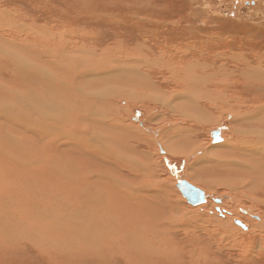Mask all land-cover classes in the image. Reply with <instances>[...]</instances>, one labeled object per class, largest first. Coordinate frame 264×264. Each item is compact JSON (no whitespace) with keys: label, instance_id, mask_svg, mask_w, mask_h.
I'll return each instance as SVG.
<instances>
[{"label":"rangeland","instance_id":"obj_1","mask_svg":"<svg viewBox=\"0 0 264 264\" xmlns=\"http://www.w3.org/2000/svg\"><path fill=\"white\" fill-rule=\"evenodd\" d=\"M0 36V264H264V167L247 149L262 131L250 125L264 117L254 113L264 114V99L223 94L241 80L242 64L264 57V0H0ZM191 61L197 73L185 69ZM216 90L223 106H198ZM92 120L100 145L82 137ZM54 129L79 137L47 142L42 135ZM110 149L116 159L105 156ZM181 180L206 202L190 205ZM86 189L102 203L80 199ZM106 208L114 226L103 235Z\"/></svg>","mask_w":264,"mask_h":264},{"label":"bare ground","instance_id":"obj_2","mask_svg":"<svg viewBox=\"0 0 264 264\" xmlns=\"http://www.w3.org/2000/svg\"><path fill=\"white\" fill-rule=\"evenodd\" d=\"M8 21H9V19H7ZM5 22V21H4ZM15 25V24H14ZM3 26V25H2ZM15 28H17V27H15ZM13 29V28H12ZM4 30V29H3ZM52 32V31H51ZM48 33V32H47ZM34 34V33H33ZM62 34V33H61ZM1 37V36H0ZM5 37V36H4ZM54 39H56V38H54ZM57 40V39H56ZM68 40V39H67ZM4 41V40H3ZM71 41V40H70ZM73 42V41H72ZM79 42V41H78ZM123 43V42H122ZM3 44V43H2ZM31 44V43H30ZM10 45V44H9ZM120 45V44H119ZM122 45V44H121ZM0 46H1V44H0ZM30 46V45H29ZM49 46V45H48ZM69 46V45H68ZM15 49V48H14ZM39 49V48H38ZM97 49V48H96ZM8 48H7V55H8ZM11 50V49H10ZM13 50V49H12ZM20 50V49H19ZM45 50H47V49H45ZM52 51V50H51ZM64 51V50H63ZM76 51H78V50H76ZM80 51V50H79ZM78 51V52H79ZM3 52H6V51H3ZM10 52V51H9ZM15 52V51H14ZM68 52V51H67ZM82 52V51H81ZM85 52V51H84ZM106 52V51H105ZM13 53V52H12ZM36 53V52H35ZM91 53V52H90ZM16 55V54H15ZM42 55V54H41ZM44 55V54H43ZM83 55V54H82ZM89 55V54H88ZM18 56V55H17ZM21 56V55H20ZM47 56V55H46ZM26 57V56H25ZM110 57V56H109ZM22 58V57H21ZM0 59H2V58H0ZM60 59V58H59ZM105 60V59H104ZM181 60V59H180ZM44 61V60H43ZM61 61V60H60ZM80 61V60H79ZM119 61H123V60H119ZM141 59H138V63H141ZM253 61V63H255L256 65H254V64H252L251 62ZM252 61L251 62H249V61H247L245 64H242V65H244V69L242 70V77H241V80L240 81H236V82H234L231 86H221V87H224L225 89H223V94L226 96V98L229 100V102H241L244 98H245V95H247L248 96V98H250L252 101H254L255 103H258V102H262V100L264 99V57H261V56H258L257 57V62L255 61V58L254 59H252ZM2 62V61H1ZM24 62H26V61H24ZM47 62H49V61H47ZM95 62V61H94ZM136 61L134 62H132V63H137ZM160 62V61H159ZM163 62V61H162ZM197 62H199V61H197ZM3 63V62H2ZM88 63V62H87ZM16 64V63H15ZM17 64H18V62H17ZM26 64V63H25ZM38 64V63H37ZM200 64V63H199ZM198 64V65H199ZM4 65V64H3ZM31 65V64H30ZM78 65V64H77ZM94 65H95V63H94ZM126 65V64H125ZM26 66V65H25ZM24 66V67H25ZM32 66V65H31ZM38 66V65H37ZM96 66H97V64H96ZM165 66H167L166 64H164V67ZM20 67V66H19ZM39 67V66H38ZM41 67V66H40ZM39 67V68H40ZM44 67V66H43ZM185 69L186 70H188V69H191V72L192 73H197V70H196V68L195 67H197V65L196 64H194V61H191V62H187V64H185ZM206 66H204V68H205ZM6 68H7V66H6ZM9 68V67H8ZM45 68V67H44ZM174 68H176L175 66H170V68H169V70H172V69H174ZM35 69V68H34ZM42 69V68H41ZM40 69V70H41ZM46 69V68H45ZM72 69H73V67H72ZM71 69V70H72ZM15 70V69H14ZM19 70V69H18ZM74 70V69H73ZM88 70V69H87ZM166 70V69H165ZM24 71V70H23ZM43 71V70H42ZM44 71H47V70H44ZM52 71V70H51ZM50 71V72H51ZM136 71V70H135ZM180 71V70H179ZM189 71V70H188ZM19 72H21V71H19ZM36 72V71H35ZM22 73V72H21ZM24 73V72H23ZM49 73V72H48ZM204 73V72H203ZM19 74V73H18ZM36 74H38V73H36ZM186 74H188V73H186ZM22 75V74H21ZM24 75V74H23ZM30 75V74H29ZM45 75V74H44ZM56 75V74H55ZM73 75V74H72ZM136 75H139V73H138V71H136ZM190 75V74H189ZM25 76V75H24ZM31 76V75H30ZM83 76V75H82ZM29 77V76H28ZM31 77H33V76H31ZM64 77V76H63ZM92 77V76H91ZM24 78V77H23ZM37 78V77H36ZM107 78V77H106ZM144 78H146L145 77V75H144ZM205 80H211V81H213V79H212V77H210L209 75H204V77H203ZM27 79V78H26ZM35 79V78H34ZM65 79V78H64ZM100 79V78H99ZM110 79V78H109ZM63 80V79H62ZM97 80V79H96ZM95 81V80H94ZM98 81H100V80H98ZM102 81H103V79H102ZM114 81V80H113ZM11 82V81H10ZM19 82V81H18ZM23 82V81H22ZM43 82V81H42ZM46 82H48V81H46ZM230 82V81H229ZM44 83V82H43ZM152 83V82H151ZM200 83L202 84L203 83V81H202V79L200 78ZM216 83H221V82H216ZM2 84V83H1ZM51 84V83H50ZM81 84V83H80ZM98 84V83H97ZM19 85V84H18ZM23 85H24V83H23ZM36 85H38V84H36ZM45 85V84H44ZM88 86V85H87ZM199 86V85H198ZM203 86V85H202ZM18 87H20V86H18ZM90 87V86H89ZM97 87V86H96ZM104 87V86H103ZM16 88V87H15ZM22 88V87H21ZM40 88V87H39ZM42 88V87H41ZM48 88V87H47ZM201 88V87H200ZM1 89V88H0ZM12 89V88H11ZM30 89H31V87H30ZM34 89V88H33ZM7 90V89H6ZM10 89H8L7 91H9ZM23 90V89H22ZM56 90V89H55ZM198 90V89H197ZM1 91V90H0ZM19 91V90H18ZM37 91V90H36ZM43 91V90H42ZM204 91V90H203ZM5 93H6V91H4ZM4 92H2L3 94H5ZM10 92V91H9ZM34 92H35V90H34ZM101 92V91H100ZM115 92V91H114ZM217 92V90L213 93V94H202V95H200V101L199 102H197V104H198V106L200 107V105H201V102H202V100L203 99H207V100H210L211 102V104L210 103H206V104H208V105H212V107H213V109L214 108H216V106H219V108L221 107V106H223V105H217V103H215V102H217L220 98H222V97H220V98H216L215 97V93ZM33 93V92H32ZM38 93V92H37ZM190 93L191 94H194V95H196V93H194V92H191L190 91ZM199 93V92H198ZM7 94V93H6ZM5 94V95H6ZM34 94V93H33ZM27 95V94H26ZM92 95V94H91ZM114 95H115V93H114ZM177 95H184V93H182V94H180V93H178ZM198 95V94H197ZM37 96V95H36ZM70 96V95H69ZM98 96V95H97ZM185 97H187L186 99H189V97H191V96H189L188 97V95H184ZM5 97V96H4ZM7 97V96H6ZM21 97V96H20ZM27 97H29V96H27ZM40 97V96H39ZM85 97V96H84ZM32 98V97H31ZM46 98V97H45ZM225 98V99H226ZM9 99V98H8ZM18 99V98H17ZM44 99V98H43ZM47 99V98H46ZM97 99H99L98 97H97ZM45 100V99H44ZM43 100V101H44ZM52 101H54L53 100V98L51 99ZM50 100V101H51ZM131 100V99H130ZM199 100V99H198ZM197 100V101H198ZM13 101V100H12ZM86 101H89L90 102V104H92L91 103V99L89 98V97H87V99H86ZM186 101V100H185ZM20 102V101H19ZM33 102V101H32ZM46 102V101H45ZM55 102V101H54ZM51 103H53V102H51ZM220 103V102H219ZM218 103V104H219ZM45 104V103H44ZM54 104V103H53ZM52 104V105H53ZM57 104V103H56ZM187 104V103H186ZM194 104V102L192 101V100H189V102H188V106H194L193 105ZM11 105V104H10ZM61 105V104H60ZM59 105V106H60ZM96 105V104H95ZM13 106V105H12ZM48 106V105H47ZM58 106V105H57ZM98 106V105H97ZM225 106H227V105H225ZM240 106V105H239ZM10 107V106H9ZM41 107V106H40ZM55 107V106H54ZM57 107H55L54 109H56ZM9 109H11V107L9 108ZM46 109H47V107H46ZM45 109V111L47 112V110ZM50 109V108H49ZM53 108L51 107V109H50V111L52 110ZM58 109V108H57ZM257 109V108H256ZM255 110V109H254ZM10 111V110H9ZM54 112H55V110H53ZM58 111H60V110H58ZM83 111V110H82ZM263 111H264V108H263ZM8 112V111H7ZM45 112V113H46ZM62 113H63V111H61ZM70 112V111H69ZM249 112H250V110L249 111H246L245 112V114H246V116H248V114H249ZM15 113V112H14ZM48 114H49V111L47 112ZM53 113V112H52ZM251 113V112H250ZM255 114H256V117H258V118H261V116H264V114L262 113V110L260 109V111H258V110H255V112H254ZM47 114V115H48ZM51 114V113H50ZM50 114H49V116H50ZM58 114V113H57ZM12 115V114H11ZM54 115V114H53ZM66 115V114H65ZM94 115V114H93ZM13 117H14V115H12ZM44 116V115H43ZM56 116V115H55ZM103 116H104V114H103ZM51 118L53 117V116H50ZM49 117V118H50ZM25 118V117H24ZM48 118V119H49ZM60 118V117H59ZM14 120H16V118H13ZM13 119H12V123H13ZM89 119V118H88ZM92 119V118H91ZM59 120V119H58ZM253 120V119H252ZM24 121V120H23ZM45 121V120H44ZM68 121V123H69V121L70 120H67ZM66 121V122H67ZM90 121V120H89ZM1 122H3V121H1ZM27 122V121H26ZM48 122H50V121H48ZM54 122V121H53ZM204 122V121H203ZM256 122V124H253V123H255ZM29 123V122H28ZM28 123H27V125H28ZM90 123H92V125H93V127L91 128V129H89L88 131L89 132H87L86 133V131H85V135H82V137L84 138V142L86 143V142H88L89 143V145H90V143L92 142V141H95L96 142V140H98V145H100V143L99 142H103L102 140L101 141H99L100 140V135H98L97 133V131H98V126H99V124L97 123V120H92ZM204 123H207L208 124V122H204ZM253 123H251V125L250 126H252L253 128H256V129H262V131H258V132H255V134H251V136L252 137H255L254 138V142L251 144V145H249L248 147H247V149H249V151L251 152V156L253 155H256L257 157H259V159H258V162H259V166L262 168V167H264V117H262V119H257V120H255ZM10 124V123H9ZM73 124H74V122H73ZM36 125V124H35ZM1 126V125H0ZM12 126V125H11ZM53 126V125H52ZM77 126V125H76ZM13 127V126H12ZM24 127V126H23ZM49 127V126H48ZM58 127V126H57ZM62 127V126H61ZM103 127V126H102ZM17 128V127H16ZM47 128V127H46ZM54 128V127H53ZM63 128V127H62ZM61 128V129H62ZM111 127H109V130H111L110 129ZM21 129V128H20ZM58 129V128H57ZM93 129V130H92ZM59 130H60V128H59ZM59 130L58 131H56L55 132V129L53 130V132H47V133H44L43 135H42V137L44 136L45 137V139H46V141L48 142V140L49 139H51V141L52 142H54V143H59L60 141H62V140H64V138H68V139H70V136H68V134L66 135V134H64V133H62V134H64V135H66L65 137H61L62 136V134H61V132H59ZM75 131H76V129H74V131H73V129L71 130V131H68V133L70 132V133H72V136H73V134H74V136L75 135H77V133H75ZM64 132H66V130L64 131ZM9 133V132H8ZM79 133V132H78ZM184 133V132H183ZM9 134H11V133H9ZM1 135V134H0ZM13 135V134H12ZM63 135V136H64ZM16 136H18L19 137V135H16ZM71 136V137H72ZM2 137V136H1ZM41 137V136H40ZM76 137H79V135H77ZM75 137V138H76ZM193 138V137H192ZM247 138V137H246ZM27 139V138H26ZM44 139V138H43ZM42 139V140H43ZM72 139V138H71ZM107 139V138H106ZM20 140V139H19ZM22 140H24V139H22ZM29 139H27L26 141H28ZM67 140V139H66ZM73 140V139H72ZM196 140V139H195ZM250 140V139H249ZM26 141H24V142H26ZM29 141H31V140H29ZM65 141V140H64ZM69 141V140H68ZM68 141H65V142H68ZM23 142V141H22ZM32 142V141H31ZM216 142V141H215ZM252 142V141H251ZM35 143V142H34ZM84 143V144H85ZM112 143V142H111ZM181 143V142H180ZM179 143V144H180ZM189 143H191V142H189ZM195 143V142H194ZM249 143V142H248ZM7 144V143H6ZM68 144V145H67ZM66 145L67 146H71V145H69L70 143L68 142ZM74 144V143H73ZM77 144V143H76ZM81 144V143H80ZM197 144V143H196ZM37 145V144H36ZM190 145V144H189ZM25 146V145H24ZM39 145H37V147H38ZM47 146L49 147V145L47 144ZM64 146H65V144H64ZM63 146V144H62V147H64ZM74 146H76V145H74ZM73 146V147H74ZM116 146V145H115ZM61 147V146H60ZM79 147V146H78ZM84 147V146H83ZM187 147V146H186ZM18 148H20V151L22 152V149H23V147H22V149H21V145H20V147H18ZM39 148V147H38ZM41 148V147H40ZM59 148V147H58ZM68 148V147H67ZM181 148V147H180ZM179 148V149H180ZM183 148V147H182ZM194 148V147H193ZM9 149V148H8ZM30 149V148H29ZM65 149V148H64ZM77 149H79V148H77ZM84 149V148H83ZM71 150V149H70ZM79 150H82L81 148L79 149ZM18 151V150H17ZM26 151V150H25ZM31 151H33V150H31ZM66 152H67V149L65 150ZM71 151H73V150H71ZM5 152H7V151H5ZM40 152H42V151H40ZM40 152H38V153H40ZM47 152H48V150H47ZM62 152V151H61ZM76 152V151H75ZM80 152V151H79ZM98 152H103L102 150H101V146H100V150H98ZM105 152V151H104ZM116 152H117V150L115 149V151H113V150H111L110 149V152H107V153H105V156H106V154L107 155H109L110 156V159L111 158H114V159H116V157H117V155H116ZM77 154H78V152H76ZM75 153V154H76ZM81 153V152H80ZM92 153V152H91ZM95 153V152H94ZM178 153H179V151H178ZM41 154V156L40 157H42V153H40ZM61 154H63V153H61ZM73 154V152L72 153H70V155H72ZM241 154V153H240ZM28 155V154H27ZM35 155V154H34ZM38 155V154H37ZM69 154H68V156H70ZM87 155H89L88 153H87ZM249 155V154H248ZM4 156V155H3ZM8 156H9V154H8ZM66 156H67V154H66ZM65 156V157H66ZM81 156V155H80ZM250 156V155H249ZM38 157V156H37ZM72 157H73V155H72ZM78 157V156H77ZM76 157V159H79V157L77 158ZM85 157V156H84ZM0 158H2L1 156H0ZM16 158V157H15ZM47 157H45V158H43V160L44 159H46ZM48 158L50 159V157L48 156ZM53 158V157H52ZM64 158V157H63ZM82 158V157H81ZM262 158V159H261ZM3 159H7V158H3ZM41 159V158H40ZM95 159V158H94ZM146 159V158H145ZM17 160V159H16ZM25 160H27L28 161V159H25ZM38 160H39V158H38ZM52 159H50V161H51ZM47 161V160H46ZM49 161V160H48ZM49 161V162H50ZM52 161H54V160H52ZM52 161H51V163H52ZM79 161V160H78ZM253 161H256V160H253ZM40 162H42V159L40 160ZM48 162V163H49ZM257 162V161H256ZM0 163H4V162H1V159H0ZM37 163V162H36ZM15 164V163H14ZM28 164V163H27ZM50 164V163H49ZM84 163L82 162V165H83ZM229 164V163H228ZM6 165V164H5ZM54 165H56V164H54ZM81 165V164H80ZM3 166V165H2ZM13 166V165H12ZM233 166V165H232ZM242 166V165H241ZM48 168H49V166H47ZM6 168V167H5ZM14 168V167H13ZM128 168V167H127ZM261 168H259V169H261ZM7 169V168H6ZM34 169V168H33ZM15 170V169H14ZM18 170V169H17ZM17 170H16V172H17ZM262 170V169H261ZM8 171H9V169H8ZM34 171V173H35V170H33ZM39 171H41V170H39ZM82 171H83V169H82ZM69 172H70V175H75V176H77V178H82V175H80V174H78L79 173V171H77V170H69ZM81 172V171H80ZM5 173H7V172H5ZM9 173V172H8ZM7 173V174H8ZM14 173V172H13ZM42 173V172H41ZM48 174V173H47ZM82 174V173H81ZM3 175V174H2ZM1 175V176H2ZM15 175V174H14ZM85 175H86V173H85ZM85 175H84V177H85ZM3 176H5V175H3ZM50 176V175H49ZM48 176V177H49ZM214 176V175H213ZM64 177H65V181L66 182H68V183H71V180L72 179H74L73 181H74V183L76 184L77 183V187L81 184V183H83L82 182V179L81 180H77L76 178H74V177H69L68 175H67V173L66 172H64ZM5 178H6V176H5ZM8 179V178H7ZM33 179V178H32ZM62 179V178H61ZM33 180H35V179H33ZM86 180V179H85ZM88 180V179H87ZM186 182H188L187 180H185ZM65 183V182H64ZM188 183H190L191 184V182H188ZM72 184V183H71ZM74 184V185H75ZM36 185V184H35ZM82 185V184H81ZM89 185V184H88ZM191 185H193L194 187H196V188H198L195 184H191ZM12 186V185H11ZM68 186H70V185H68ZM76 186V185H75ZM36 187V186H35ZM48 188L49 187H52V186H47ZM21 188V187H20ZM79 188V187H78ZM10 189H11V187H10ZM68 190H69V188H67ZM72 189V188H71ZM81 189V188H80ZM112 189V188H111ZM198 189H200V188H198ZM18 190V189H17ZM108 190H109V188H108ZM200 190H202V189H200ZM52 191V190H51ZM71 191V190H70ZM81 191V190H80ZM203 191V190H202ZM204 192V191H203ZM46 193V192H45ZM69 193V192H68ZM76 194H77V192H76ZM110 194H112V193H110ZM115 194V193H114ZM12 196V195H11ZM80 197H82V198H80ZM121 197V196H120ZM184 197V196H183ZM79 198L80 199H83L84 201L85 200H89V199H91V200H99V201H97L98 203H102V198H103V195L101 194V193H99L98 195H97V193L96 192H92L91 191V189L90 190H85V191H81L80 193H79ZM84 198H88V199H84ZM122 198V197H121ZM185 198V197H184ZM123 199V198H122ZM186 199V198H185ZM124 200V199H123ZM206 200H207V196H206ZM5 201H7V200H5ZM9 202L11 201V200H8ZM8 202V203H9ZM20 202V201H19ZM53 202V201H52ZM72 202V201H71ZM86 202V201H85ZM84 202V203H85ZM90 202V201H89ZM96 202V203H97ZM110 202V201H109ZM149 202V201H148ZM188 202V201H187ZM2 204H3V206L5 205V203H7V202H1ZM54 203V202H53ZM95 203V202H94ZM97 203V204H98ZM104 203V202H103ZM108 203V202H107ZM106 203V204H107ZM112 203V202H111ZM27 204H28V202H27ZM75 204V203H74ZM73 204V205H74ZM92 204V202L90 203V205ZM106 204H103L104 206L106 205ZM110 204V203H109ZM8 205V204H7ZM17 205V204H16ZM51 205V204H50ZM77 205V204H76ZM85 205V204H84ZM87 205V204H86ZM89 205V206H90ZM93 205V204H92ZM95 205V204H94ZM108 205V204H107ZM112 205V204H111ZM128 205V204H127ZM126 205V206H127ZM191 205V204H190ZM199 205V204H198ZM9 206H11V205H9ZM88 206V207H89ZM98 206V205H97ZM97 206H95L94 207V209H95V211H96V213H97V215L99 216V214H100V212H104V210H102V208H104V207H102V208H100V209H98V208H96ZM194 206V205H193ZM196 206V205H195ZM5 207V206H4ZM70 207V206H69ZM75 207V206H74ZM80 207H81V205H80ZM87 207V206H86ZM93 207V206H92ZM129 207V206H128ZM151 207V206H150ZM6 208V207H5ZM10 207H8V209H9ZM15 208V207H14ZM82 208V207H81ZM109 208V207H108ZM111 208H113V206L111 207ZM11 209V208H10ZM9 209V210H10ZM52 209V208H51ZM50 209V210H51ZM75 209V208H74ZM83 209V208H82ZM87 209V208H86ZM92 209V208H91ZM91 209H89V210H91ZM7 210V209H6ZM49 210V209H48ZM49 210V211H50ZM102 210V211H101ZM132 210V209H131ZM0 211H2V210H0ZM27 211V210H26ZM48 211V213H50L49 214V216H50V218L47 220L46 219V221L49 223V224H55V223H57L56 221H54V220H56V219H51V212H49ZM85 211V210H84ZM28 212V211H27ZM123 212H124V210H123ZM131 212V211H130ZM12 213V212H11ZM21 213L23 214V212L21 211ZM105 213V212H104ZM112 213H113V211H110V210H108L107 208H106V221L105 222H102V223H104V224H102L101 226H100V230H101V234H103V235H105V234H108V232L107 231H112V228H113V226L114 225H112L111 224V219H112ZM127 213V212H126ZM157 213V212H156ZM10 214V213H9ZM13 214V213H12ZM12 214H11V216H12ZM22 214H19L18 213V215H22ZM45 215H47V211L44 213ZM115 214V213H114ZM136 214V213H135ZM134 214V215H135ZM53 215H54V211H53ZM72 215H73V212H72ZM79 214H77V216H78ZM10 216V217H11ZM24 216H26V215H24ZM31 215H30V213H27V218H29ZM4 216H2V218H3ZM48 217V216H47ZM56 217V215L54 216V218ZM133 217V216H132ZM138 217V216H137ZM15 218H17L16 216H15ZM19 218V217H18ZM17 218V219H18ZM26 218V217H25ZM24 217H23V220L25 219ZM32 218V219H31ZM57 218V217H56ZM73 218H74V215H73ZM79 218H80V215H79ZM134 218V217H133ZM154 218H156V217H154ZM1 219V218H0ZM4 219V218H3ZM6 219H7V217H6ZM11 219H12V217L10 218V219H8V220H10V222H11ZM29 219H31V220H33V216L32 217H30ZM44 219H45V217H44ZM65 219V218H64ZM81 219V218H80ZM85 219V218H84ZM157 219V218H156ZM5 220V219H4ZM4 220H2L3 222H5ZM19 220V219H18ZM21 220V219H20ZM22 220V221H23ZM27 220V219H26ZM36 220V219H35ZM35 220H33V221H35ZM58 220V219H57ZM67 220V219H66ZM166 220V219H165ZM7 221V220H6ZM13 221V220H12ZM64 221V220H63ZM67 221H69V220H67ZM71 222H72V220H70ZM91 221V220H90ZM94 221V220H93ZM30 222V221H29ZM65 222V221H64ZM97 222V221H96ZM110 222V223H109ZM129 222H130V220H129ZM9 223V222H8ZM21 223V222H20ZM26 223V222H25ZM90 223V222H89ZM93 223V222H92ZM95 223V222H94ZM108 223V224H107ZM10 225H11V223H9ZM8 224V225H9ZM24 224V223H23ZM28 224V223H27ZM26 224V225H27ZM34 224V223H33ZM32 224V225H33ZM77 224V223H76ZM21 225V224H20ZM25 225V224H24ZM95 225V224H94ZM158 225V224H157ZM31 226V225H30ZM35 226H37V224H35ZM38 226H40V225H38ZM88 226V225H87ZM90 226H91V224H90ZM89 226V227H90ZM161 226H163L162 224H160V229H161ZM1 227V226H0ZM4 227V226H3ZM6 227H7V229H8V226L6 225ZM5 227V228H6ZM13 226H11V228H12ZM26 227H28V226H26ZM75 227H76V225H75ZM79 227V226H78ZM88 227V228H89ZM94 227V226H93ZM96 227H98V224H97V226ZM157 227V226H156ZM39 228H41V227H39ZM80 228V227H79ZM91 228H92V226H91ZM164 228V227H163ZM168 228V227H167ZM194 228V227H193ZM13 229V228H12ZM12 229H10V230H8L9 232L12 230ZM74 229V228H73ZM136 231H140V230H142L143 231V229L141 228V227H135L134 228ZM14 230H15V228H14ZM37 230H39V229H37ZM78 230V229H77ZM56 231V230H55ZM12 232V231H11ZM14 232H16V231H14ZM39 232V231H38ZM44 232V231H43ZM72 232H74V231H72ZM107 232V233H106ZM144 232H150V231H144ZM143 232V233H144ZM190 232V231H189ZM36 233H37V231H36ZM77 233V232H76ZM235 233V232H234ZM10 234V233H9ZM39 234V233H38ZM45 234V233H44ZM79 234V233H78ZM3 234H1V236H2ZM6 235V234H5ZM11 235H13V234H11ZM32 235V234H31ZM82 235V234H81ZM33 236V235H32ZM39 236V235H38ZM50 236V235H49ZM48 236V237H49ZM54 236V235H53ZM109 236V235H108ZM130 236V235H129ZM236 236V235H235ZM57 237V236H56ZM166 237V236H165ZM1 238V237H0ZM46 238V237H45ZM57 238H59V237H57ZM167 238V237H166ZM165 238V239H166ZM3 239V238H2ZM10 239V238H9ZM70 239V238H69ZM169 239V238H168ZM18 240L19 241H21V239H19L18 238ZM158 240V239H157ZM170 240V239H169ZM1 241V240H0ZM5 241V240H4ZM37 240L35 239V241L34 242H36ZM40 241V240H39ZM39 241L37 242V244L39 243ZM63 241H65V239L63 240ZM16 242H17V240H16ZM55 242H57V241H55ZM1 243H2V241H1ZM202 244V243H201ZM7 245V244H6ZM16 245V244H15ZM95 245V244H94ZM4 246H5V243H4ZM4 246H3V248H4ZM79 246H80V244H79ZM149 246H151V245H149ZM10 247V246H9ZM14 247V246H13ZM40 248V247H39ZM79 248H81V246L79 247ZM105 248V247H104ZM67 249V248H66ZM109 250L111 251V252H114L113 251V248H112V246H110L109 247ZM154 250V249H153ZM158 250V249H157ZM256 251V250H255ZM45 252V251H44ZM195 253V252H194ZM47 254V253H46ZM196 254V253H195ZM5 255V254H4ZM154 255V254H153ZM71 256V255H70ZM125 256V255H124ZM3 257H6V256H3ZM7 258V257H6ZM2 260H3V258H1ZM2 260H1V262H2ZM7 261V260H6ZM9 263V262H8ZM13 263V262H12ZM5 264V263H4ZM61 264V263H60ZM164 264V263H163ZM213 264V263H212Z\"/></svg>","mask_w":264,"mask_h":264},{"label":"water","instance_id":"obj_3","mask_svg":"<svg viewBox=\"0 0 264 264\" xmlns=\"http://www.w3.org/2000/svg\"><path fill=\"white\" fill-rule=\"evenodd\" d=\"M213 139L216 142H219L221 140L220 138V132H214L213 133ZM178 190L181 192V194L186 198L189 204L191 205H198L206 202V194L202 190L194 187L190 183L186 182L185 180H181L177 184Z\"/></svg>","mask_w":264,"mask_h":264},{"label":"crops","instance_id":"obj_4","mask_svg":"<svg viewBox=\"0 0 264 264\" xmlns=\"http://www.w3.org/2000/svg\"><path fill=\"white\" fill-rule=\"evenodd\" d=\"M220 141H222V139Z\"/></svg>","mask_w":264,"mask_h":264}]
</instances>
